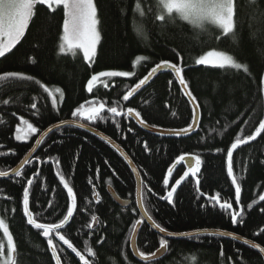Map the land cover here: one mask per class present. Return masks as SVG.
Returning <instances> with one entry per match:
<instances>
[{
  "label": "trees",
  "instance_id": "1",
  "mask_svg": "<svg viewBox=\"0 0 264 264\" xmlns=\"http://www.w3.org/2000/svg\"><path fill=\"white\" fill-rule=\"evenodd\" d=\"M95 3L101 39L92 62L85 61L80 50H76L75 56L59 53L62 6L50 12L46 6L38 5L24 37L5 57H0V75L17 72L32 78L0 80V170L17 166L45 129L73 119L71 112L93 99L105 102L106 106L119 102L124 109L132 107L157 128L188 127L192 124L193 106L174 73L162 72L128 101L122 99L155 64L170 61L183 68L187 91L200 107V121L194 133L163 136L145 131L133 118L125 117L117 118L119 128L112 120L83 121L111 137L127 152L144 179L149 214L167 231L223 230L264 247V201L259 200L264 195V132L233 151V171L242 188L239 205L227 175V151L235 137L254 135L264 120V0H234L235 28L228 35L208 23L203 29L194 28L179 17L161 25L154 19L156 0ZM136 3L141 4L143 17L136 11ZM136 24L144 26V35L135 31ZM210 50L232 55L249 71L197 65L195 61ZM138 56L148 59L133 67ZM112 70L131 71L134 75L102 78L107 88L97 83L92 93L87 92L91 75ZM45 86L53 91L57 87L62 89L63 101L56 94L58 102L53 106ZM32 103H36V109L30 107ZM21 118L40 129L27 141L15 139ZM186 153L201 157L196 178L204 195L197 199L196 178L189 176L174 194L173 205L162 197L186 167L180 164L173 170L167 187L163 180L168 168ZM30 160L32 163L25 166L22 177L0 178V218L9 225L16 243V264H55L42 231L28 225L22 211L26 181L37 171L39 176L30 189V209L39 222L58 223L66 214L70 201L56 175L60 172L77 195L74 217L61 230L77 251L90 264H144L135 257L130 241L126 243L132 224L141 214L136 204L137 181L115 148L84 129L65 126L51 132ZM55 160H59L58 166ZM89 179L92 185L88 184ZM109 180L121 198L130 200L128 207L111 196ZM93 185L100 194L99 203L92 196ZM217 192L234 208H245L242 223L233 225L224 210L208 203L207 197ZM249 204L253 205L251 209ZM92 215L98 217V223L89 229L86 225L91 223ZM160 236L145 222L138 234V248L146 253L155 252ZM101 238L103 243L99 242ZM168 240V252L156 264H264L257 249L229 236L201 234ZM0 242L5 243L2 233ZM54 242L62 264H83L62 241L54 237ZM87 248H92L95 256H89Z\"/></svg>",
  "mask_w": 264,
  "mask_h": 264
},
{
  "label": "snow or ice",
  "instance_id": "2",
  "mask_svg": "<svg viewBox=\"0 0 264 264\" xmlns=\"http://www.w3.org/2000/svg\"><path fill=\"white\" fill-rule=\"evenodd\" d=\"M250 2L255 3V0H250ZM38 5L46 6L50 12H55L58 8L62 6L63 8V24H62V36L60 37L61 43L59 44V53L66 54L71 53L73 56L76 55V50L82 52L83 58L85 61L92 62L97 51V46L101 39V35L98 29L99 20H98V10L95 3V0H0V57H5L6 53L12 51L13 48L21 41L24 37L26 30L29 27L31 20L35 15V9ZM135 9L140 13V16H144V12L141 11V4L136 3ZM175 17H179L181 20L188 22L194 28L203 29L205 24L215 25L222 34L228 35L234 33L235 28V4L234 0H156V12L154 19L159 24L163 25L168 21L173 20ZM135 31L144 35V26L142 24L135 25ZM146 38V37H145ZM232 39L235 40V35L232 36ZM146 56H138L133 63V67L139 64L141 61L147 60ZM195 63L197 65H205L212 67H219L221 69L231 68L236 70H243L247 73L248 67L245 64L238 63L233 58L232 55L217 50L207 51L206 54L201 55ZM158 71L171 72L175 74L176 79L179 81V84L182 85L186 91V94L189 97V100L194 101L195 97L192 96L190 91H187V82L183 75V68L178 66L175 63L170 61H161L160 63L155 64L154 67L145 75L138 83L135 84L131 90L127 91L123 95V101H128L134 93L137 92L142 86H144L149 79L156 74ZM134 75V72L131 71H102L98 74L91 75L86 84V90L88 93H92L94 87L97 83L103 85L107 88L108 84L102 78H114V77H131ZM7 78H20V79H32L31 77L25 76L22 73L10 72L3 75H0V80H5ZM171 83V81H169ZM44 91L48 93L51 98V103L55 106L58 102L56 94H59L60 102L63 101V91L60 88H55L54 91L44 87ZM32 109H36V103H32L30 106ZM39 113L37 112V115ZM173 115L175 113L173 112ZM71 116L73 119L63 120L55 126L56 130H60L65 126L76 125L80 128H84L83 123H78L80 120H86L92 123L97 121H108L112 120L116 128L120 127L117 118H133L135 117L141 125L148 127L146 121L141 117V113L136 111L132 107L124 109L120 106V103L117 102L115 106H106L105 102H100L96 99L86 101L80 106L76 107L72 112ZM200 119V112L198 107L193 109L192 113V124L188 127L181 128L178 130H170L171 135L180 137L191 135L193 125H197ZM153 128L159 132V134L164 135L165 132L161 129ZM89 131L92 129L89 128ZM36 126L29 122L27 119L21 118V126H17L15 129V139L17 141H27L37 132H39ZM52 128H48L47 132H52ZM129 132L132 131L131 128L128 129ZM261 132H264V120L259 124V127L256 129L254 135L247 136L246 138H241L240 135L235 137V142L231 143L229 150L227 151V175L231 178V184L234 186L235 190V201L239 205L241 200V184L238 182L237 176L233 171V151L236 150L240 145L246 144L251 140H254ZM223 133H221L222 135ZM46 135V133H45ZM100 135V133H96ZM108 143H111V140L107 137L104 138ZM42 143V140H37L36 144L39 145ZM147 147V145H145ZM219 151V149L217 150ZM126 158V157H125ZM55 165H59V160L53 161ZM183 162L186 166V171L183 172V175L180 179L175 180L174 186L167 191L166 195L162 199L168 201L170 204L174 205V194L177 191V188L181 185L189 176L198 177L200 173L202 160L200 155L197 154H182L178 157L177 163ZM32 163L31 160L25 159L21 162L20 168H13L11 173L20 178L23 175V168L26 165ZM131 164V161H129ZM176 165L173 164L167 170V176L163 180V184L167 187L169 184V178L173 175V170ZM137 177L136 187V203L139 205V208L142 209L140 217L135 220L132 224L131 229L128 232L127 241H130L132 244V251L138 256L140 261H143L144 264H156V260L165 255L168 252L169 240L165 237H173L176 235L186 236L189 238L199 237L200 233L198 232H185V233H173L167 231L161 226L160 223H157L152 215L149 214V209L145 206L144 190L146 188L144 179L140 177V173L136 169H132ZM9 172L0 171V178L9 176ZM59 178L60 183L63 185V188L66 190L67 197L70 201L66 214L58 222L52 223H43L39 222L34 216L33 211L30 209V189L33 186L34 179L39 176V172L35 174L33 178L27 179V187H24L22 194V211L23 215L26 218L28 225L32 226L36 230L42 231V236L46 238L47 245L51 250V255L55 260V264H61L60 256L58 255L57 244L54 242V237L58 238L59 241H62L69 249H71L79 260L83 264H90V261L84 254L77 251L73 243L62 234L61 230L69 225L70 221L74 217V213L77 208V195L74 192L73 188L69 185V182L66 180L65 176L60 172L56 173ZM88 184L92 185V180H88ZM109 186H111V180L108 181ZM196 191L198 193L197 199L204 193L200 192L199 178L195 179ZM92 196L95 197L96 202L99 203L100 194L95 190V186L92 187ZM260 201H264V195L259 197ZM207 201L213 207L218 206L220 209L224 210L231 218L233 225L243 222V216L245 214V208L240 206L239 209L233 207V203L228 200H222L221 194L217 192L215 195L207 197ZM89 204L92 203L91 200L88 201ZM125 207H127V201L121 202ZM51 207V205H49ZM253 205L249 204L248 208L251 209ZM14 211V210H13ZM135 212L136 209L134 208ZM264 211V208L261 209ZM145 218L147 221H151L150 227L162 233L159 237V248L152 253H146L145 251L140 250L136 246L137 240V229L138 226H141L145 223ZM98 223V217L96 215L91 216V223H88L86 227L89 229L93 228L94 224ZM0 233L7 240V249L8 255L5 257L4 249L5 245L3 242H0V264H16V243L14 241L13 235L10 232L9 225L5 222L4 219H0ZM213 236H222L228 237L232 236L230 232H219V233H209ZM100 243H103V238L100 239ZM245 244H249L252 248L257 249L259 252L264 253V247H261L258 244L252 243L251 241H243ZM87 253L89 256H95V252L92 248H87Z\"/></svg>",
  "mask_w": 264,
  "mask_h": 264
},
{
  "label": "water",
  "instance_id": "3",
  "mask_svg": "<svg viewBox=\"0 0 264 264\" xmlns=\"http://www.w3.org/2000/svg\"><path fill=\"white\" fill-rule=\"evenodd\" d=\"M162 72H164V71H158L156 74H154L150 79H149V81L150 80H152L153 78H155L158 74H160V73H162ZM148 81V82H149ZM138 91V90H137ZM191 103H192V106H193V109L194 108H196V107H198V109H199V112H200V115H201V110H200V107H199V105L195 102V101H191ZM133 119L135 120V121H137L138 123H139V121L135 118V117H133ZM67 120H70V119H67ZM199 121H200V119H199ZM60 122H58V123H56V124H54V125H51L50 127H48V128H52L53 129V131L54 130H56V128H55V126L57 125V124H59ZM78 123H83L84 125H85V127L84 128H82V129H84V130H86V131H88V132H90V133H92V134H95L96 135V133L98 132V133H100V135H97L98 137H100V138H102L103 140H105L104 138L105 137H107L108 139H110L111 140V143H109L113 148H115L119 153H120V155L126 160V162L129 164V161H131V164H129V166H130V168L131 169H136V171H138L139 172V170L137 169V167H136V165H135V163L133 162V160L130 158V156L126 153V151L118 144V143H116L111 137H109L108 135H106L105 133H103V132H101V131H99V130H97L96 128H94L93 126H91V125H89L88 123H86V122H84L83 120H80ZM147 123V122H146ZM148 124V123H147ZM199 124V123H198ZM198 124L197 125H193V131H192V133H194L195 131H196V129H197V127H198ZM139 125L141 126V127H143L145 130H147V131H150V132H152V133H155V134H159V132H157L150 124H148V127H144L143 125H141L140 123H139ZM72 126H75V127H78V126H76V125H72ZM47 128V129H48ZM89 128H91L92 130L91 131H89L88 129ZM47 129H45L39 136H38V138H37V140H42V142L44 141V139L51 133H49V132H47ZM52 131V132H53ZM164 132H165V134L163 135V136H171V133H170V130H163ZM45 133H46V135H45ZM191 133V134H192ZM159 135H161V134H159ZM36 140V141H37ZM106 142H107V140H105ZM108 143V142H107ZM42 144V143H41ZM41 144H39V145H37L36 144V142H35V144H34V146L32 147V149L29 151V153L22 159V161L23 160H25V159H31L32 158V156L35 154V152L37 151V149L40 147V145ZM126 157V158H125ZM21 161V162H22ZM21 162L17 165V166H15L14 168H20L21 167ZM175 165H176V167L178 166V165H180V164H183L184 166H185V164L183 163V162H180V163H177V160H176V162L174 163ZM175 167V168H176ZM186 167V166H185ZM24 168H25V166H24ZM23 168V169H24ZM13 169V168H12ZM12 169H10V170H7V172H9L10 174H9V176H7V177H10V176H12L13 174L11 173V170ZM1 171V170H0ZM186 171V170H185ZM134 173V172H133ZM134 175H135V173H134ZM7 177H4V178H7ZM135 177H136V181H138V179H139V177H137L136 175H135ZM140 177H141V175H140ZM180 179V178H179ZM187 179V178H186ZM185 179V180H186ZM184 180V181H185ZM184 181H182V183L184 182ZM181 183V184H182ZM179 188V187H178ZM177 188V189H178ZM108 191H109V193L111 194V196L114 198V200L117 202V203H119L120 205H123L121 202L122 201H127V200H124V199H122L118 194H117V192L115 191V189L112 187V186H108ZM129 205V201H127V206ZM124 206V205H123ZM137 206H138V208H139V205L137 204ZM139 210H140V212H142V209H140L139 208ZM145 220H146V218H145ZM147 221V220H146ZM150 224H151V221H148ZM97 224V223H96ZM96 224H94V226L96 225ZM93 226V227H94ZM140 227L141 226H138V229H137V238H138V233H139V231H140ZM190 232H198V233H200V235L201 234H209V233H219V232H228V231H223V230H211V229H203V230H196V231H190ZM173 233H175V232H173ZM183 233H185V232H183ZM231 233V232H230ZM177 234H179V233H177ZM185 238L186 236H180V235H176V236H173V237H170V238ZM229 237H232V238H234V239H236V240H238V241H241V242H243V241H245V240H247V241H250V240H248V239H246V238H244V237H241V236H239V235H237V234H234V233H232V236H229ZM138 240V239H137ZM137 240H136V246L138 247V245H137ZM252 243H255V242H253V241H251ZM255 244H257V243H255ZM249 245V244H248ZM259 245V244H258ZM261 246V245H260ZM131 247H133V246H131ZM262 247V246H261ZM134 253V252H133ZM261 253V252H260ZM262 254V256H263V258H264V253H261ZM134 255H135V257L137 258V259H139L138 258V256H136V254L134 253ZM164 256V255H163ZM163 256H160L158 259H160L161 257H163ZM157 259V260H158ZM62 264V263H61Z\"/></svg>",
  "mask_w": 264,
  "mask_h": 264
},
{
  "label": "bare ground",
  "instance_id": "4",
  "mask_svg": "<svg viewBox=\"0 0 264 264\" xmlns=\"http://www.w3.org/2000/svg\"><path fill=\"white\" fill-rule=\"evenodd\" d=\"M147 83H148V82H147ZM147 83H146V84H147ZM142 87H143V86H142ZM142 87H141V88H142ZM141 88H140V89H141ZM140 89H139V90H140ZM190 101H191V100H190ZM194 101H195V100H194ZM136 122H137V121H136ZM137 123H138V122H137ZM55 124H56V123H55ZM138 124H139V123H138ZM139 126H140V125H139ZM140 127H141V126H140ZM152 127H153V126H152ZM79 128H80V127H79ZM141 128L144 129L143 127H141ZM156 128H157V127H156ZM81 129H82V128H81ZM158 129H161V128H158ZM144 130H145V129H144ZM161 130H165V129H161ZM145 131H147V130H145ZM148 132H150V131H148ZM151 133H152V132H151ZM126 153H127V152H126ZM136 198H137V195H136ZM122 199H123V198H122ZM124 200H127V199H124ZM127 201H129V204H130V200H127ZM136 204H137V203H136ZM121 206H123V205H121ZM128 206H129V205H128ZM128 206H127V207H128ZM123 207H125V206H123ZM138 209H139V208H138ZM139 211H140V210H139ZM140 213H141V212H140ZM145 222H147L149 225H151L148 221L145 220ZM155 230H156V229H155ZM211 230H215V229H211ZM156 231L159 232L158 230H156ZM138 234H139V233H138ZM160 234L163 235L162 233H160ZM165 238H167V239H174V238H170V237H165ZM130 244H131V242H130ZM131 246H132V244H131ZM131 248H132V247H131ZM142 262H143V261H142Z\"/></svg>",
  "mask_w": 264,
  "mask_h": 264
},
{
  "label": "rangeland",
  "instance_id": "5",
  "mask_svg": "<svg viewBox=\"0 0 264 264\" xmlns=\"http://www.w3.org/2000/svg\"><path fill=\"white\" fill-rule=\"evenodd\" d=\"M99 29V28H98ZM97 49H98V46H97ZM96 53H97V51H96ZM1 219V218H0ZM4 241H5V243H4V245H5V249H4V253H5V257H7V255H8V249H7V240H6V238L4 237Z\"/></svg>",
  "mask_w": 264,
  "mask_h": 264
}]
</instances>
